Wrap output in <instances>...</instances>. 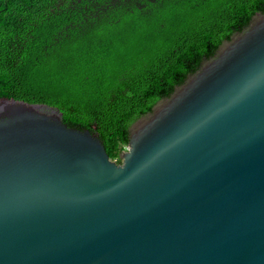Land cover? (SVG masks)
Here are the masks:
<instances>
[{"label": "water", "instance_id": "1", "mask_svg": "<svg viewBox=\"0 0 264 264\" xmlns=\"http://www.w3.org/2000/svg\"><path fill=\"white\" fill-rule=\"evenodd\" d=\"M257 70L264 12L129 125L119 161L56 107L0 98V264H264V82L156 156Z\"/></svg>", "mask_w": 264, "mask_h": 264}, {"label": "trees", "instance_id": "2", "mask_svg": "<svg viewBox=\"0 0 264 264\" xmlns=\"http://www.w3.org/2000/svg\"><path fill=\"white\" fill-rule=\"evenodd\" d=\"M264 0H0V98L44 103L119 161L129 125Z\"/></svg>", "mask_w": 264, "mask_h": 264}, {"label": "clouds", "instance_id": "3", "mask_svg": "<svg viewBox=\"0 0 264 264\" xmlns=\"http://www.w3.org/2000/svg\"><path fill=\"white\" fill-rule=\"evenodd\" d=\"M262 82H264V71H255L254 74L251 75L247 80H245L236 91H234L230 95L223 97L221 100L217 101L212 106H210V108L205 113L201 114V117L197 118L195 122H193L180 134H178L177 137L173 139L169 144L162 147L160 151L157 152L156 156L158 157L159 155L167 151L169 148L180 143V141H182L183 139L187 138L188 136H191L194 132H196L199 128H201L204 124L208 123L218 114L224 112L226 109L244 100L249 94L259 88ZM155 158L156 157H153V159Z\"/></svg>", "mask_w": 264, "mask_h": 264}, {"label": "built area", "instance_id": "4", "mask_svg": "<svg viewBox=\"0 0 264 264\" xmlns=\"http://www.w3.org/2000/svg\"><path fill=\"white\" fill-rule=\"evenodd\" d=\"M125 147H126V146H125ZM125 147H124V148H125Z\"/></svg>", "mask_w": 264, "mask_h": 264}]
</instances>
